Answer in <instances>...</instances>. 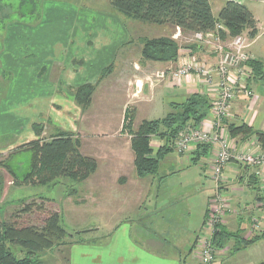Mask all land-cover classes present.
Segmentation results:
<instances>
[{
  "label": "rangeland",
  "instance_id": "1",
  "mask_svg": "<svg viewBox=\"0 0 264 264\" xmlns=\"http://www.w3.org/2000/svg\"><path fill=\"white\" fill-rule=\"evenodd\" d=\"M253 3L255 18L259 21L260 30L263 31L264 1L255 0ZM217 4L214 2L211 7L215 17L218 14ZM109 18L119 19L131 38V45L123 47L116 53L113 64L116 66L130 46L134 48L136 55L135 48H140L142 38L163 35L161 34L162 26L127 18L115 11L110 6L109 0H0V220L10 222L16 228L38 229L43 227L49 216L58 214L65 233L72 236L70 239L61 238L51 249L41 253L40 264H67V249L72 244L100 242L128 217L133 227L137 221L134 218L137 216V208L131 207L133 210L125 208L122 199L117 195L110 198L108 191L110 175L104 173H109V165L106 161H99V170L95 173L102 182V188L95 193V200L88 199V195L90 194L91 197L92 194L88 193L89 178L82 182L70 178H50L49 175L47 176L49 179L44 182L36 176L26 178L30 172L33 154L32 147L27 145L32 141L44 143L59 133H69L73 139L79 140V152L83 157L93 159L91 157L93 146L96 148V155L106 152L111 141L97 143L91 135L95 130L94 127L99 129L98 122L104 118L100 110L103 112V109H107L106 116L111 123V126L101 129L105 135L124 136L130 143L132 136L126 125L130 123L131 133L137 132L143 114L140 113L139 108L136 112L134 106L122 112L124 101L122 87L114 96H111L113 99L110 100V92L114 89L111 87L114 80L111 76L98 85L97 95L92 105L83 109L75 103L72 89L64 91L65 96L59 95L57 89L51 86L53 80L50 78L47 80L42 74L44 68L49 67L48 64L42 65V63L49 56V51H53L57 44L64 42L69 46L68 43L73 45L86 43L85 46L90 50L93 46L91 32L96 34V31L101 30L102 35L110 34L112 40L120 36L123 26L120 23H109ZM79 26L84 28V35L79 33ZM77 36L80 39H77ZM182 40L184 44L191 46V49L196 46L203 48L193 39V34L182 36ZM103 41L102 39L100 42L103 43ZM70 48H63L64 53H68V59L74 52ZM55 55L49 57L51 62L59 59ZM58 56L61 57L60 54ZM61 59H64V56ZM105 66L103 63L102 67ZM41 67H43L42 73ZM85 68L89 71L93 69L92 64L85 65ZM107 98L108 102H106ZM145 105L149 108L150 113L147 115L149 121L165 116V111L164 115L157 111L156 102ZM168 112H171L170 109ZM125 113L128 117L124 121L126 124L123 122L124 127L117 133L115 131L119 127V118L121 115L124 117ZM176 138L177 136L169 145L167 144V147L173 149ZM174 151L177 153L175 148ZM174 157L176 156L171 154L167 160L159 163L157 174L153 179L154 185L159 184L160 190L154 195H158V202L161 205L163 202H169L171 198L177 200L172 206L164 205L163 214L173 213L183 216L184 205L189 203L194 207L200 201L199 196L190 197L194 196V190H197L199 186L196 179L200 171L199 168H191L181 176H165L174 168L180 170L186 168V164L189 163L186 158H182L181 163H174L171 161ZM128 167L130 165H126L125 173L128 172ZM124 179L121 178L119 182ZM202 182L204 183L203 180ZM204 184L205 188L210 186L208 181ZM181 186L185 189L181 190ZM218 186L214 187L212 199L223 196ZM257 192L256 190V197ZM211 203H214V200ZM239 206L231 207L237 210ZM242 206H245L246 215L239 211L225 216L250 217L251 212L254 215H260V212L254 208V201ZM203 230L205 233L199 241L209 237L204 225ZM263 232L255 231L257 234ZM214 237L210 241H213V245ZM199 246L200 242L195 248L196 254ZM7 247L16 257H22L25 254L17 245L8 244ZM214 248L216 259L219 248L215 245ZM198 264H200L199 260Z\"/></svg>",
  "mask_w": 264,
  "mask_h": 264
},
{
  "label": "crops",
  "instance_id": "2",
  "mask_svg": "<svg viewBox=\"0 0 264 264\" xmlns=\"http://www.w3.org/2000/svg\"><path fill=\"white\" fill-rule=\"evenodd\" d=\"M225 1H234L244 5L255 19L256 35L253 38H249L246 33L243 35L248 39L249 48L247 51L251 55L252 61L260 63L262 66V75L256 76L252 73L249 76L247 89L252 93V96L246 99L240 95L234 100L230 112L231 117L225 123L224 131L229 136L231 145L238 149H244L248 153H256L258 147L254 135L242 141L241 136L231 137L227 128L229 125L235 127L245 125L255 133H264V30H260L259 21L254 15L255 5L253 2L255 0H209L211 7L214 2L218 3V11ZM213 16L215 15L213 14ZM113 22L123 26L119 19L109 18V23ZM79 27V33L84 35V28ZM162 28V36L146 39L170 38L176 42L179 50L174 61L153 62L145 60L141 55L142 45L140 43V48H135L136 55L133 51L134 48L130 46V49H127L123 54L122 60L118 61V66L113 65L116 53L123 47L131 45V38L123 26L120 36L115 37V40H112L110 34L102 35L101 30L96 31V34L91 32L93 46L90 50L85 46L86 43L75 45L68 43L69 46L64 42L57 44L53 49L56 52L49 51L47 60L45 59L42 63V65L48 64L49 67L44 68L43 73V67H41L40 71L45 75L44 78L53 80L51 86H54L58 94L62 96H65L64 91L71 89L74 91L85 84L93 85L94 92L89 107L95 101L98 85L111 76L114 79L111 87L114 89L110 92V100L113 99L111 96H114L121 89L120 87L124 89L122 112L124 109L127 111L128 107L134 106L136 112L139 108L140 113L143 114L142 121H149L147 115L150 112L145 104L156 102L157 111L163 115L165 111L166 116L169 113L170 105L181 104L190 95L198 94L208 98L205 95L207 88L195 79L190 77L174 79L172 77L179 66L180 59L183 57L195 58L207 65L215 64L216 60L207 54L203 48L196 46V48L191 49V46L184 44L182 36L187 34L167 25H163ZM78 37L77 39H80ZM102 39L104 40L103 43L100 42ZM67 47H71L74 51L69 59L68 53L65 54L63 50ZM53 54H56L55 56L59 59L51 62L49 57ZM58 54L61 57L64 56V59H61ZM103 63L106 65L104 68L102 67ZM90 64H92L93 69L89 71L85 65ZM104 100L102 101L105 102ZM106 102H108V98ZM100 112L103 113L104 118L98 122L100 123L98 124L99 129L94 127L95 130L91 135L94 142L111 141V145L102 155H96V148L92 147L91 157L97 165L95 173L99 170V161H106L109 165V173H104L110 175V189L108 190L110 198L117 195L122 199L125 208L130 210H133L131 207L137 208V216L134 217L137 221L133 222V227L128 217L122 223L126 225L121 224L115 227L100 242L72 244L67 249V264H198L195 248L197 243L203 240L200 239L201 241H199V238L205 233L203 225L213 201L214 187H216L211 170L215 154L214 148L209 146L206 155L195 161L199 154L196 151L198 145H191L189 150L182 154L176 153L173 147L160 161L164 162L171 154L176 156L171 160L174 163H181L182 158L189 161L185 166L186 168L182 170L174 168L165 176H181L185 174V171H190L191 168H199L200 171L199 177L196 179L199 186L196 188L197 190H194V196H190H199L198 205L194 207L190 206L189 203L184 205L183 216H177L173 213L165 215L162 213L163 206H172L177 200L171 198L169 202H163L162 205L158 202V195H154V193H157L160 187L159 184L154 185L153 179L157 172L144 178H139L136 175L129 141L124 136L105 135L101 129L111 126V123L108 122L106 116L107 109H103V112L100 110ZM211 120L212 115L209 110L208 116L193 128L208 129ZM123 122L124 117L121 115L119 127L115 132H120ZM150 145H152V155H154L156 150L164 145V140L153 136L150 138ZM126 165H130L131 168L128 167V172L125 173ZM95 173L88 179V193H92L91 197L90 194L88 195V199L91 198L92 200L96 197L95 193L102 188V182L99 181ZM252 174L253 169L247 165L230 163L225 168L223 172L224 183L218 187L223 197L228 200L233 208L249 204L256 199L257 184L255 185ZM121 178L125 179L119 182ZM202 180L204 183L208 181L210 186L205 188ZM105 183L108 184L107 181ZM180 189L184 190L185 187L181 186ZM252 214L253 212L250 213V216ZM234 217L225 216L219 226L218 231L225 233L226 237H222L223 240L220 239L222 247L217 250L214 264H264V236H261L264 232L262 234L255 233L250 227L248 216Z\"/></svg>",
  "mask_w": 264,
  "mask_h": 264
},
{
  "label": "trees",
  "instance_id": "3",
  "mask_svg": "<svg viewBox=\"0 0 264 264\" xmlns=\"http://www.w3.org/2000/svg\"><path fill=\"white\" fill-rule=\"evenodd\" d=\"M109 4L115 11L134 21L159 26L167 25L180 30L183 34L210 32L220 24L230 37L243 33L249 38L256 35V21L252 14L244 5L234 1L223 2L216 17L212 14L209 0H109ZM141 43L142 57L153 62L174 61L179 50L178 44L170 38H145ZM250 67L256 76L262 75L260 63L252 61ZM93 92L94 86L90 84L76 88L73 94L75 103L86 109ZM210 108V102L206 97L193 94L181 104L170 105L171 112L164 118L142 121L136 133H131L128 123L126 128L132 136L130 148L134 155L133 165L136 175L144 178L155 174L159 162L172 149L167 147V144L169 145L185 127L199 125L208 116ZM126 118H128L127 113L124 121ZM227 129L231 137L241 136L242 141L254 135L260 146L264 148V133H255L245 125L239 127L229 125ZM37 136H39L38 132ZM153 136L164 140L165 143L154 155L150 146V138ZM27 146L32 147L33 150L27 179L36 176L44 182L49 179L47 177L49 175L50 178H70L82 182L93 175L97 168L93 159L80 154L79 140L73 139L69 133H59L44 143L32 141ZM208 147L196 146L199 154L195 161L206 155ZM252 179L256 185L254 176ZM225 235L220 231L215 233V247H222L220 239L223 240L222 237H226ZM63 237L72 238L65 233L58 214L49 216L43 227L38 229L16 228L12 223L0 220V264H40V254L51 249ZM8 244L17 245L25 254L16 257L7 247Z\"/></svg>",
  "mask_w": 264,
  "mask_h": 264
},
{
  "label": "built area",
  "instance_id": "4",
  "mask_svg": "<svg viewBox=\"0 0 264 264\" xmlns=\"http://www.w3.org/2000/svg\"><path fill=\"white\" fill-rule=\"evenodd\" d=\"M193 39L200 43L207 54L215 58V64L207 65L195 58L183 57L172 77L174 79L190 77L207 88L205 95L209 98L212 120L208 129L185 127L178 133L173 146L179 153L188 151L191 145H207L214 148L211 170L216 186L224 183L223 172L230 163L251 167L258 191L254 208L260 215L252 214L249 217L250 227L253 231L263 232L264 149L260 147L258 141L256 153L238 149L230 144L229 136L224 131V125L231 117L234 100L240 95L246 99L252 96L247 89V81L253 73L250 67L252 57L247 51L248 39L243 34L230 37L220 24H217L213 31L193 34ZM213 200L214 203H211L207 219L204 221L209 237L200 242L197 251L200 264H214L216 252L213 241H210L218 232L225 215L239 211L246 215L245 206L240 205L239 209L234 210L223 196L216 199L214 197Z\"/></svg>",
  "mask_w": 264,
  "mask_h": 264
},
{
  "label": "bare ground",
  "instance_id": "5",
  "mask_svg": "<svg viewBox=\"0 0 264 264\" xmlns=\"http://www.w3.org/2000/svg\"><path fill=\"white\" fill-rule=\"evenodd\" d=\"M193 128V127H192Z\"/></svg>",
  "mask_w": 264,
  "mask_h": 264
}]
</instances>
